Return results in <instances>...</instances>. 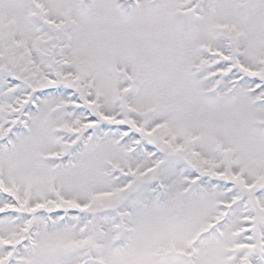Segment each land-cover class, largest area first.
I'll return each instance as SVG.
<instances>
[{
    "label": "snow or ice",
    "instance_id": "obj_1",
    "mask_svg": "<svg viewBox=\"0 0 264 264\" xmlns=\"http://www.w3.org/2000/svg\"><path fill=\"white\" fill-rule=\"evenodd\" d=\"M0 264H264V0H0Z\"/></svg>",
    "mask_w": 264,
    "mask_h": 264
}]
</instances>
